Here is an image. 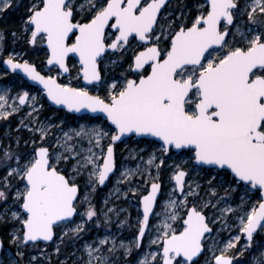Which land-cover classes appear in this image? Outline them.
<instances>
[{
  "label": "snow or ice",
  "instance_id": "1",
  "mask_svg": "<svg viewBox=\"0 0 264 264\" xmlns=\"http://www.w3.org/2000/svg\"><path fill=\"white\" fill-rule=\"evenodd\" d=\"M21 2L0 0V17ZM6 31L0 29V51ZM10 34L46 44L48 71L56 75L15 52L3 61L11 72L42 85L54 104L103 113L110 123L65 130L64 120L40 119L42 105L29 91L0 94V119L30 108L16 131L27 130L23 143L31 145L21 152L22 138L0 139V224L10 226L12 246L0 238V264H25L26 255L27 264H45L51 257L31 255L29 244L54 240L57 255L66 240L82 242L71 264H120L134 252L142 255L135 264H247L239 258L254 248L251 264H264V240H255L264 234V0H194L192 7H172L171 0H28L21 31ZM73 54L78 68L70 67ZM72 68L80 86L57 79ZM133 136L151 139L153 150L145 159L144 149H130L138 162L119 170L117 143ZM181 151L187 159L177 163L173 155ZM204 168L207 187L190 178ZM111 177L98 208L93 198ZM239 191L237 203L232 194ZM130 194L142 204L132 238L84 241L89 222L108 228L115 215L121 228L131 226L109 200Z\"/></svg>",
  "mask_w": 264,
  "mask_h": 264
},
{
  "label": "rangeland",
  "instance_id": "2",
  "mask_svg": "<svg viewBox=\"0 0 264 264\" xmlns=\"http://www.w3.org/2000/svg\"><path fill=\"white\" fill-rule=\"evenodd\" d=\"M28 3V0H22L21 6L17 9L10 10L7 15L0 17V29H6L5 33V43L3 45V50L0 51V94L3 93L5 89L9 90V93L11 96L15 97L17 92H21L23 90H27L32 95H36L37 97V106L39 107L42 105V109L39 113V117L42 121L50 120V122L54 124H58L61 120L65 121V130L68 128H76L80 124H91V125H98L101 127L107 126L109 123L106 121V118L104 116H96L98 119H91L89 120V117H92L88 114H85V116H78V115H72L65 109H59L55 106H52L50 102L47 100L46 95L44 94V91L42 88H39L37 86H34L32 84H29L28 81L24 78L22 74H16L9 70H7L4 67L3 61L8 58L10 54L13 52L19 54V58L27 59L28 61L35 63L39 70L43 73H46L47 75H56V70L49 72L46 64V60L48 58V51L45 47H43V43L38 39L37 43L35 45L28 44L25 39L18 38L13 39L11 36V32L15 31L19 33L21 31V25H22V17L21 16L18 20L20 22V29L13 30L11 29V26L13 25L12 20H10V17L20 14L25 11V5ZM172 7H176L178 4L183 3L187 4L189 7H192L194 4V0H171ZM70 61V67L72 65H76L78 68L79 62L72 58ZM124 67H127V65H124ZM115 71L119 72L122 71V69H115ZM77 75L76 68H72L69 75H61L58 76L59 81L61 83L67 82L70 78L73 79L74 86H80L81 82L76 81L75 77ZM93 91V94H96L95 90L90 89ZM103 95V91L101 90L100 93ZM12 101L10 100L9 103ZM31 103V102H29ZM30 111L29 107H22L21 111L19 113L13 114L12 116L8 117L7 120L0 119V139L4 141L5 144L9 143L10 138H16L20 137L21 144L19 151L26 152L30 150L31 145L28 147H25L23 141L30 139V133L27 130L20 129V131H16L17 127L19 126L20 120L24 118L25 114ZM59 135V133H57ZM106 142V141H105ZM15 146V145H14ZM158 147V145H156ZM130 149H144L145 151L141 153L144 155L145 159H147L148 152H151L153 150L151 139L146 138H140L133 136L131 138H126L123 143L117 144L116 149V156H117V166L119 170H123L122 166L126 167H135L136 163L138 161H135L132 159V156L130 155L129 150ZM187 159V154L181 152H178L177 154L173 155V160H175L177 163H179L181 160ZM171 163V161H168ZM187 168L191 170L192 165H187ZM0 175H3L2 172H0ZM168 171L165 170L161 173V182L162 186H166L168 184ZM191 179L197 180L200 184L206 185V181H208L210 177V173L207 168L204 169H197L195 172L191 173L190 176ZM83 182V178H82ZM115 183V177H111L110 181L108 182L106 187H101L98 189L97 193L95 194L93 198V203L97 205L98 208H103V204L101 203L103 199L108 196V192L110 189H112L113 185ZM126 190V189H124ZM142 191V189H141ZM203 194V193H202ZM139 195V193L137 194ZM233 198L238 203L239 197L244 195L243 191H239L236 193H233ZM251 195L252 202H255V200L259 199L258 195ZM163 198V197H161ZM110 201L114 200V203L117 207L124 209L125 211L121 213L119 220H123L125 218V215L129 217V226L120 227L118 224V218L115 215H111V219L113 221V224L105 228L103 224L100 226H94L91 222H89L88 230L85 232L83 236L84 241H91L96 239L98 236L103 237L106 234L109 235H117L121 239H131L133 233L135 232V222L136 217L138 215V210L142 212L141 204L138 203L137 197L131 196V194L128 197H124L121 195L119 199H115L114 197H109ZM109 207L112 206L111 203L108 205ZM234 206V205H233ZM83 211V210H81ZM209 214H211V210H209ZM79 219L78 217L76 218ZM230 222L238 223V221H235V218L230 215L229 217ZM0 229H3V234L1 233V236L5 240L6 247H12L8 244V238H7V231L10 230L9 228L6 230L3 224H0ZM60 229H57V232H59ZM233 232H235V229H233ZM223 235L226 237L228 235L227 232L223 233ZM244 237H242L243 241ZM256 241H262L264 240V234L258 235L255 238ZM58 243V241L54 240L52 242H37L36 246H33L31 243L29 244L28 251L31 255H39L40 251H45L47 255L51 257L50 260L45 261V264H61L62 261H65L66 258L70 257L69 264H71L72 260L77 259L80 256L79 249L81 248L82 242H77L76 244L68 243L67 240L65 241V244L61 246V253L57 255L55 253V246ZM239 247V245H237ZM144 251H147L146 242H145V248ZM75 252L76 255L72 256V253ZM258 254V249L254 248L252 253H245L243 257H240L239 259L244 262L246 261L247 264H251L252 259L254 255ZM140 258L142 259V255L139 257L134 252L133 256L127 257V258H120V264H128V262H131V264H135V261ZM206 257H202L201 260L203 261ZM27 255L25 256V264H27ZM42 261H44V257H40Z\"/></svg>",
  "mask_w": 264,
  "mask_h": 264
},
{
  "label": "water",
  "instance_id": "3",
  "mask_svg": "<svg viewBox=\"0 0 264 264\" xmlns=\"http://www.w3.org/2000/svg\"><path fill=\"white\" fill-rule=\"evenodd\" d=\"M43 47H45L46 49H47V46H46V44H44L43 43ZM47 51H48V49H47ZM72 58H75L78 62H79V58L77 57V56H75L74 54L73 55H70V57H69V60L70 59H72ZM7 59V58H6ZM5 59V60H6ZM4 60V61H5ZM47 61V60H46ZM30 62V61H29ZM30 63H32V62H30ZM4 64V67L7 69V70H9V71H11L10 69H8V67H7V65L5 64V63H3ZM35 64V63H34ZM69 64H70V61H69ZM37 66V65H36ZM49 67H51V66H49ZM37 69L39 70V68H38V66H37ZM40 71V70H39ZM41 73L42 74H44V75H47L46 73H43L42 71H41ZM16 74H22L23 76H24V78L28 81V83L29 84H32V85H34V86H37V87H39V88H42L43 89V86L42 85H39L37 82H34V81H31L30 79H28L22 72H17ZM70 73H65L64 75H69ZM57 79H58V81H59V78L57 77ZM60 82V81H59ZM44 94L46 95V98H47V100L50 102V104L52 105V106H55V107H57V108H59V109H65L66 111H68L70 114H72V115H78V116H85V114H88V115H90V116H92V117H96V116H104V114L103 113H90V112H80V113H74V112H71V111H69L67 108H65L63 105H56V104H54V102H52L48 97H47V94H46V92H44ZM110 123V122H109ZM138 139H140V137H137ZM146 139H149V138H146ZM125 140V139H124ZM119 143V142H118ZM117 143V144H118ZM116 163H117V156H116ZM117 168H118V166H117ZM141 208H142V204H141ZM0 238H3L2 236H1V233H0ZM43 242V241H42ZM50 242H52V241H50ZM45 243H48V242H45Z\"/></svg>",
  "mask_w": 264,
  "mask_h": 264
},
{
  "label": "trees",
  "instance_id": "4",
  "mask_svg": "<svg viewBox=\"0 0 264 264\" xmlns=\"http://www.w3.org/2000/svg\"><path fill=\"white\" fill-rule=\"evenodd\" d=\"M24 15V12H22V13H20V14H17V15H14V16H12V17H10V20H12V22H13V25L11 26V29H13V30H19L20 29V22H19V18L21 17V16H23ZM0 231H1V233L3 234V229H0ZM6 245V244H5Z\"/></svg>",
  "mask_w": 264,
  "mask_h": 264
}]
</instances>
